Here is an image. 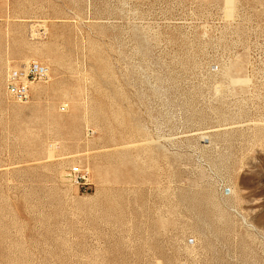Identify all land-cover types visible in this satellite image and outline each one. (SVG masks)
Listing matches in <instances>:
<instances>
[{"label":"rangeland","instance_id":"374dc122","mask_svg":"<svg viewBox=\"0 0 264 264\" xmlns=\"http://www.w3.org/2000/svg\"><path fill=\"white\" fill-rule=\"evenodd\" d=\"M0 264H264V0H0Z\"/></svg>","mask_w":264,"mask_h":264},{"label":"built area","instance_id":"2783aa9c","mask_svg":"<svg viewBox=\"0 0 264 264\" xmlns=\"http://www.w3.org/2000/svg\"><path fill=\"white\" fill-rule=\"evenodd\" d=\"M47 68L39 63L25 64L10 70L7 77V90L18 101H26L30 97L29 83L34 80H43L47 76ZM72 171L80 182L85 180V174L79 166H74Z\"/></svg>","mask_w":264,"mask_h":264},{"label":"bare ground","instance_id":"6f19581e","mask_svg":"<svg viewBox=\"0 0 264 264\" xmlns=\"http://www.w3.org/2000/svg\"><path fill=\"white\" fill-rule=\"evenodd\" d=\"M31 84H32V83H29V86H31ZM84 170H86V169H84ZM86 171L88 172V170H86Z\"/></svg>","mask_w":264,"mask_h":264}]
</instances>
